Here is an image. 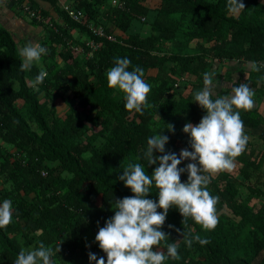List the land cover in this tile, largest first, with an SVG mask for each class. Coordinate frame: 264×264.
<instances>
[{
  "label": "trees",
  "instance_id": "obj_1",
  "mask_svg": "<svg viewBox=\"0 0 264 264\" xmlns=\"http://www.w3.org/2000/svg\"><path fill=\"white\" fill-rule=\"evenodd\" d=\"M70 1L81 9L85 23L73 21L62 8L63 25L44 11V21L30 18L48 31L40 43L47 54L30 70L21 71V47L0 27V205L12 202V221L0 228V264H14L22 249L35 250L40 242L60 245L53 264H89V252L105 256L95 235L114 215V200L133 195L117 177L129 163L142 164L151 175L158 165H147V139L162 132L169 137L166 152L191 151L182 128L205 115L194 100L205 73L212 76L213 99L231 95L241 83L254 97L264 98V67L249 71L244 80L213 75L214 66L226 63L239 69L244 62L264 65L261 0H242L245 9L235 15L228 12L227 0H160L155 9L148 0H120L124 8L111 6L110 0ZM135 18L149 31L130 33ZM99 23L106 36L90 29ZM74 28L83 34L81 40L72 39ZM71 41L82 47L81 53L72 50ZM114 58H128L129 71L142 68L151 85L142 114L127 111L123 93L108 87L106 74ZM41 68L48 75L34 90L31 84ZM57 98L67 103L63 117L57 115ZM240 118L244 134L259 130L261 148L248 141L235 158L237 175L225 171L210 178L208 191L218 197L213 230L191 218L183 224L178 210L169 209L160 229L168 240L158 248L166 253V245L179 240V259L168 257L164 264H264V115L255 107L240 110ZM186 181L185 172L181 182ZM157 192L153 186L146 198L156 201ZM196 235L208 243L194 241L188 247L184 237Z\"/></svg>",
  "mask_w": 264,
  "mask_h": 264
},
{
  "label": "clouds",
  "instance_id": "obj_2",
  "mask_svg": "<svg viewBox=\"0 0 264 264\" xmlns=\"http://www.w3.org/2000/svg\"><path fill=\"white\" fill-rule=\"evenodd\" d=\"M110 2L111 6L124 8V3L120 0ZM119 2L122 7L118 5ZM244 9L242 0H227V10L230 14H239ZM142 18L144 17L140 18L141 21ZM79 53L81 51L77 54ZM45 54L47 49L39 43L21 48V71L30 70L34 62H39ZM114 60L115 66L106 74L108 87L123 93L127 111L142 114L151 90V85L143 79V69L135 67L129 71L131 61L128 58ZM251 67L254 71H260V67L264 65L258 66L256 62H252ZM47 75L41 68L31 84L34 90H39L38 85L43 83ZM213 95L212 76L205 73L204 87L194 96L195 103L205 115L198 124L185 123L182 128V132L189 137L191 151L188 148L181 149L179 156L175 152H166L165 146L169 137L162 132L147 139V149L144 153L147 165H158L153 168L151 175L146 174L142 164L129 163L122 175L117 177L133 195L114 200V215L105 221L94 238V242L105 256L97 258L95 253L89 252V264H164L168 257L179 259V240L168 243L166 253L158 248L161 241L168 240L167 234L160 229L169 209L173 207L182 216L183 224L191 218L204 230L210 231L216 227L218 218L215 205L218 197L212 196L207 186L212 176L232 171L235 158L244 152L249 138L244 134L240 110H250L254 101L253 92L245 83L234 87L231 95L217 96L215 99ZM167 130L174 132V126L168 124ZM186 160L190 163L178 167ZM185 172L187 181L181 182V175ZM153 186L158 190L156 201L146 198ZM11 221L12 202L4 200L0 205V228H5ZM194 241L201 245L208 243L199 235L191 239L184 237V243L188 247H191ZM154 248L157 250L154 251ZM59 251L60 245L55 248L46 247L40 242L35 250L22 249L14 264H53L52 257L58 255Z\"/></svg>",
  "mask_w": 264,
  "mask_h": 264
},
{
  "label": "crops",
  "instance_id": "obj_3",
  "mask_svg": "<svg viewBox=\"0 0 264 264\" xmlns=\"http://www.w3.org/2000/svg\"><path fill=\"white\" fill-rule=\"evenodd\" d=\"M70 0H56V4H52L48 0H23L24 3H30L37 7V9L49 13V15L63 25V19L60 17L59 12L62 8V3H70ZM264 3V0H261ZM22 3V2H21ZM160 0H148L149 8L155 9L159 6ZM106 4L105 7H107ZM48 20V19H47ZM45 20V23L46 21ZM133 23V22H132ZM43 25V24H42ZM41 24L34 23L30 17L20 8L19 6L10 5V3H5L3 0H0V27L7 29L10 31L14 40L19 43L20 47L23 48L28 46L29 44L41 43L44 36L46 38L48 31L47 28H44ZM46 25V24H45ZM132 32L130 29V33H137L138 28L132 24ZM71 37L74 41L81 40L83 38V34L80 30L74 28L70 29ZM144 32V31H142ZM44 38V39H45ZM72 42V41H71ZM73 43V42H72ZM77 45L76 42L73 43ZM35 63V62H34ZM228 63L224 64L225 66H214L213 75L219 76L222 74L224 76H232L234 79H245L248 76L249 71L253 70L251 67L252 62H244L241 65L240 69L237 67L236 63H232V65L228 68ZM230 70V71H229ZM192 82H196L195 78H191ZM194 84V83H193ZM225 86L230 87V84H225ZM253 107H258L261 114L264 115V98L258 99L253 96ZM257 130V129H256ZM259 131V130H258Z\"/></svg>",
  "mask_w": 264,
  "mask_h": 264
},
{
  "label": "built area",
  "instance_id": "obj_4",
  "mask_svg": "<svg viewBox=\"0 0 264 264\" xmlns=\"http://www.w3.org/2000/svg\"><path fill=\"white\" fill-rule=\"evenodd\" d=\"M5 3H13V2H18L19 3V0H3ZM113 3H117L116 1H113ZM118 5L120 7H122V3L119 2ZM20 8L22 10H24V12L28 15V17H32V18H36L39 22H42L44 21L43 18H42V15H41V10L39 9H35L32 7V5L30 3H20ZM62 9L66 12V14L75 22H78V23H85V20H84V15L81 11V9L77 8L76 7V3L74 2H70V3H62ZM144 18H142L143 20ZM90 29L92 30V32L96 35H99V36H106L105 33H104V29L101 25H97L95 27H93L92 25L90 26ZM109 39L111 40H115L114 36L113 35H110L108 36ZM90 44L93 46V48H97V45L93 42V41H89ZM72 50L74 52H80L82 51L81 47H72ZM42 175H46V171H42L41 172Z\"/></svg>",
  "mask_w": 264,
  "mask_h": 264
},
{
  "label": "rangeland",
  "instance_id": "obj_5",
  "mask_svg": "<svg viewBox=\"0 0 264 264\" xmlns=\"http://www.w3.org/2000/svg\"><path fill=\"white\" fill-rule=\"evenodd\" d=\"M133 25H135L137 28H138V31H149V28H148V24H143V22H141L138 18H135L133 20ZM13 87L14 88H17L18 87V83L17 82H14L13 83ZM64 96H66L67 98L71 97V94L69 96V93H66L64 94ZM45 99V97H43V100ZM76 101V100H75ZM75 101H72V102H75ZM22 104L21 100L17 101V105L20 106ZM76 104V103H74ZM56 106H57V115L63 117L64 116V112L66 111L67 109V103L64 101V100H61L60 98H57V101H56ZM245 135L248 136V141L256 148H261V140H259V138L257 137L258 135V130H254V131H251V133H245ZM262 170L264 171V165L262 166ZM231 174L233 175H237V170L234 169L232 171H230ZM238 178L242 179L241 176H238Z\"/></svg>",
  "mask_w": 264,
  "mask_h": 264
}]
</instances>
